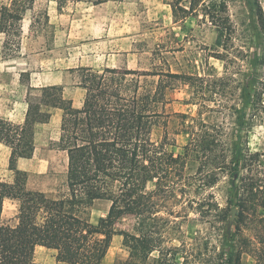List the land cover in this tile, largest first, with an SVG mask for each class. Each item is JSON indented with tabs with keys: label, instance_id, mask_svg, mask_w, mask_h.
Here are the masks:
<instances>
[{
	"label": "trees",
	"instance_id": "16d2710c",
	"mask_svg": "<svg viewBox=\"0 0 264 264\" xmlns=\"http://www.w3.org/2000/svg\"><path fill=\"white\" fill-rule=\"evenodd\" d=\"M55 1L62 10L88 0ZM175 1L171 7L176 16L178 9L184 14L200 9L217 32L219 45L232 38L230 0H191L188 8H179L180 2ZM34 2L0 0L5 60L19 56L22 24ZM247 3L264 32L260 0ZM259 45L257 62L264 70V39ZM70 71L78 74V86L85 90L80 108L65 97L64 86L51 85L41 88L37 101H27L22 123L0 117V144L10 149L9 170L14 174L12 183L0 181V264H38V247L55 250L57 260L65 264H102L117 235L123 238L127 256L114 264H242L250 244L242 237L244 226L264 210V153L252 152L238 132L247 112L262 117L263 82L255 80L246 88L239 108L201 105L197 116L176 114L177 134H188V141L182 153L174 154L168 150L176 139L169 132L167 93L172 84L194 85L195 80L201 81L203 89V77L153 74L159 79L147 88L141 86L140 78L148 74L138 71L90 67ZM54 109L62 111L57 149L66 152L68 162L66 190L52 198L28 189L27 173L18 168V162L33 157L36 126L48 123ZM203 111L237 113L238 117L236 122L227 118L212 124L202 119ZM158 129L162 134L155 139ZM188 162L198 164L194 174L187 172ZM222 183L225 205L212 192ZM6 199L18 203L13 225L3 219ZM98 200L111 205L94 224L90 214ZM191 215L209 227L189 242L184 226ZM127 217L134 220L129 230L119 227ZM258 264H264V251L258 255Z\"/></svg>",
	"mask_w": 264,
	"mask_h": 264
},
{
	"label": "rangeland",
	"instance_id": "374dc122",
	"mask_svg": "<svg viewBox=\"0 0 264 264\" xmlns=\"http://www.w3.org/2000/svg\"><path fill=\"white\" fill-rule=\"evenodd\" d=\"M9 3L10 0H3ZM173 0H122L94 4L91 1L71 3L62 10L55 0H35L33 9L23 21L21 52L18 57L5 60L2 56L3 35L0 34V117L22 123L27 101H37L41 88L62 85L67 98H80L84 90L78 86V74L70 70L91 67L97 71L116 68L133 70L141 76L140 84L151 88L158 81L153 74L173 73L194 77V85L172 84L167 93L166 112L171 115L169 132L176 139L168 147L174 154L183 152L188 134H177L180 121L176 114L197 116L201 105L209 108H239L248 86L263 82L264 70L257 57L264 32L260 29L247 0H230L229 12L234 22L232 38L219 45L217 32L204 18L200 9L184 14L178 9L174 15ZM179 8H188L191 0H179ZM264 10V0H260ZM200 8V7H199ZM184 16V17H183ZM221 58V59H219ZM93 66V67H92ZM24 75L21 77V74ZM212 91V92H211ZM24 112V114H23ZM62 111L54 109L48 123L35 129V152L31 159L20 160L19 169L27 173V187L42 191L55 198L66 190L67 154L57 149ZM230 115V116H228ZM238 114L203 111L207 123H219L227 118L236 122ZM254 118V119H252ZM244 126L238 132L252 152L264 153V113L253 117L247 112ZM235 128L237 126L234 124ZM162 129L155 131L158 139ZM236 134V131H235ZM10 149L0 144V181L12 183L14 174L9 170ZM196 162H188L187 172L194 174ZM222 205H225V183L215 187ZM111 203L98 200L91 209V221L96 224L105 217ZM18 203L6 199L3 219L15 224ZM264 210L251 216L244 226L242 237L250 240L242 255V264H258V255L264 251ZM184 226L185 238L194 236L209 226L200 223L194 215ZM134 220L124 218L122 229H131ZM123 238H113L102 264H114L125 258L127 252ZM38 264H65L57 260L55 250L38 247L35 252Z\"/></svg>",
	"mask_w": 264,
	"mask_h": 264
},
{
	"label": "crops",
	"instance_id": "0c3cea01",
	"mask_svg": "<svg viewBox=\"0 0 264 264\" xmlns=\"http://www.w3.org/2000/svg\"><path fill=\"white\" fill-rule=\"evenodd\" d=\"M82 67H84V66H82ZM93 67V66H92ZM91 68V67H90ZM94 69V68H93ZM116 69V68H115ZM95 70V69H94ZM81 88V87H80ZM83 89V88H82ZM84 90V89H83ZM64 91H65V88H64ZM64 95H65V93H64ZM84 95H85V90H84ZM66 97V96H65ZM67 98V97H66ZM68 99H70V98H68ZM84 99V98H83ZM71 100L73 101V105H74V107H76V108H80L81 106H82V99H78L77 100V102H78V104H77V106H76V99H73V98H71ZM27 104V103H26ZM26 106H28V104L26 105ZM26 110H27V108H25L24 109V111H25V113H26ZM53 111V110H52ZM23 114H24V112H23ZM62 116V115H61ZM24 117H25V114H24ZM8 120V119H7ZM10 121V120H9ZM61 122V121H60ZM22 160V159H21ZM24 160H26V159H24ZM28 160V159H27ZM20 161V160H19ZM19 168V167H18Z\"/></svg>",
	"mask_w": 264,
	"mask_h": 264
}]
</instances>
